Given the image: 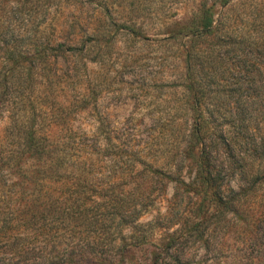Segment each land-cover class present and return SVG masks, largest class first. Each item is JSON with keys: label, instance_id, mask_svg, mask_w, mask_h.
I'll return each instance as SVG.
<instances>
[{"label": "rangeland", "instance_id": "obj_1", "mask_svg": "<svg viewBox=\"0 0 264 264\" xmlns=\"http://www.w3.org/2000/svg\"><path fill=\"white\" fill-rule=\"evenodd\" d=\"M221 1L0 0L3 151L15 150L14 122L55 124L50 181L11 175L26 200L0 185V264H264V0L232 2L262 15L237 23L231 42L218 30L203 44L216 56L201 69L209 103L233 109L251 147L214 155L221 200L189 188L188 24L203 3L225 13Z\"/></svg>", "mask_w": 264, "mask_h": 264}, {"label": "trees", "instance_id": "obj_2", "mask_svg": "<svg viewBox=\"0 0 264 264\" xmlns=\"http://www.w3.org/2000/svg\"><path fill=\"white\" fill-rule=\"evenodd\" d=\"M222 0L221 7L226 12L222 14H214L211 11V6L203 3L197 8L196 13L189 20L187 36H186V57L185 65L187 70L188 80L193 88L192 98L187 110L191 114V126L188 130L187 139L184 141V149L186 152L197 154V168L193 180L189 184L190 192L193 196L203 197L209 200H221L222 187L219 186L215 171L214 155L221 150L228 160L233 159L236 153L244 154L248 150V146L243 137V133L248 126L237 124L230 111L233 110L230 106L225 109L222 106H211L209 103L211 93L206 89L202 81L201 69L204 66L208 67L213 64V59L216 58L214 50L211 47L206 49L204 43L208 39L214 38L218 30L223 32L221 35L225 42H231L236 30V24L242 21L248 23L252 14L260 17L261 10L256 11V4L247 3L248 1ZM251 7H253L251 9ZM233 8V9H232ZM239 11V12H238ZM252 20H254L252 18ZM127 34L134 35L133 27L122 26ZM208 46V45H207ZM62 54L81 57L86 52V45L80 47H66L64 44L58 46ZM248 82V81H247ZM250 83H254V79H249ZM228 91L227 94H231ZM229 112L228 116L226 112ZM217 117L220 123L216 124L213 120ZM229 117V121H227ZM43 119V121H45ZM30 118L24 121L14 122V129L17 131V140L15 150L4 152L3 148L7 142L0 144V165L7 170V175H0V185L9 183V199L10 200H26L24 198V190L21 188V183L14 182L13 176L17 175L21 180H28L33 186H38L51 178L42 176L43 170L52 168L54 143L50 140L48 131L50 127L55 125L49 122L43 129L40 124H34ZM41 123H44L41 121ZM253 148V146H252ZM140 154V153H139ZM27 160L31 161L26 167ZM141 160V159H140ZM25 161V162H22ZM142 161V160H141ZM35 167V171L30 172V168ZM144 168L148 167L146 161L139 162ZM133 167V166H132ZM15 173V174H14ZM11 175H13L11 177ZM6 181H3L5 179ZM178 182L185 185L181 180ZM1 188V187H0ZM35 192V189L31 190ZM2 192L0 191V198ZM151 193V190L149 191ZM34 196V195H33ZM44 198H51L48 192L44 193ZM39 200V197L37 198ZM27 200H35V196Z\"/></svg>", "mask_w": 264, "mask_h": 264}]
</instances>
